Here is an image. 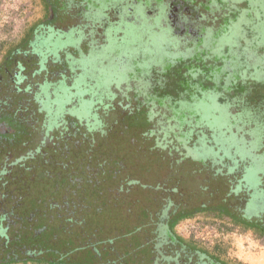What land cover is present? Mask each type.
Here are the masks:
<instances>
[{"label":"rangeland","instance_id":"1","mask_svg":"<svg viewBox=\"0 0 264 264\" xmlns=\"http://www.w3.org/2000/svg\"><path fill=\"white\" fill-rule=\"evenodd\" d=\"M66 1L0 0V46L5 41L13 45L17 42L26 43L34 29L50 25L56 16L62 28L70 26L71 21L76 24L80 21L83 31L68 27L67 32L58 36L52 32L40 45L43 52L47 51L46 53L60 61L61 67H53L50 71L54 74L62 72V64L67 63L68 59L80 56L83 52L85 54L91 46L89 43L86 45L87 41L97 31L98 44H103L99 52L90 54L87 58L83 57L79 62L82 73L78 80L73 85L62 82L56 90L60 93L53 94L55 101L47 91L43 97V108L51 113L49 121L53 122L52 124L59 121L66 124L71 117L80 120V123L85 122L89 132H97L100 127L98 123L94 124L95 115L90 112L94 100H88L85 89L96 90L97 93L101 91L106 98L104 103L110 101L109 103L116 107V111L105 118V122L111 124L109 133H113V136L111 141H106V144L109 142L110 145L104 146L102 143L105 140L99 143L100 146L96 145L97 142L90 145L81 136L61 143L60 149L70 152V156L62 158L63 156L54 155L53 158L64 163L65 169L48 170L49 174L42 176L46 180H42V177L35 179L36 174L30 177L22 176L23 184L29 186L36 194L38 191H52L57 186L56 188L59 187L66 195L65 189L69 188L68 179L79 178L81 172L83 176L84 170L77 167V163L81 162L97 169L94 171L97 173L96 181L101 189H97L99 191L96 193L86 186V192L80 194V199L92 202L103 198L113 199L115 194L112 189L118 186L124 176L138 177L143 185L153 184L155 180L160 183L161 189L157 192L149 189L146 194L141 195L142 198L145 196V199L160 197L165 189L175 185L182 198H186L184 201L188 208L180 211L174 218L177 222L173 231L177 236L183 241L191 239L209 250L219 248L220 259L227 263L264 264V235L233 224L226 215H220L224 213V205L219 204L225 192L235 185V179L243 176L245 172H250V188L255 190L260 187V176L264 175V56L261 55L262 51L264 52V26L258 24L260 18L264 20V9L255 10L251 7L264 4V0L239 1L236 9H229L225 19L229 22L238 18L239 26L228 34L229 39L233 41L225 38L221 43H228L227 45L232 47L241 42L249 47V56L240 58L243 64L241 71L244 72L239 76V70L236 73V70L230 72L221 68L226 57H211L205 47H194L192 52L186 51L175 38L179 30L183 35L182 32L187 29L188 24L181 23L187 17L185 19L176 13L177 17L174 19H167V15L163 19H156L160 11L151 8L158 5L159 0H128L134 7L138 6L137 10L117 9L116 0H95L91 7L79 5L80 0ZM234 1L238 2H227ZM189 2L191 3V0H174V8L182 12L183 6ZM76 6L78 8L73 9ZM94 9L96 11L93 13ZM64 13L65 23L60 18ZM195 14L193 12L191 15ZM122 22L131 26L124 38L123 28L127 26L120 24ZM92 29L95 30L94 33L89 34ZM108 29L111 31L107 34ZM85 33H88L86 38ZM113 34L114 38L110 40ZM22 38L24 40L20 41ZM0 48L1 65L5 64L6 57L14 48L7 45ZM171 50L176 53H171ZM254 57L256 59L252 61ZM234 65L239 66L236 62ZM245 65L252 71L248 77ZM66 70L68 71L67 68ZM76 72L77 68L70 71V74ZM228 72L231 75L224 79ZM213 87L215 89H212ZM124 89L131 91L130 97H135L133 103L125 104L122 98ZM72 90L75 92L72 93ZM76 101L77 107L74 106ZM101 106L98 107L101 109ZM155 107H159L160 114L164 115H156ZM122 108L123 113H120ZM126 112L127 122L124 120ZM9 117L0 114L2 142L15 139V121ZM153 117L159 120V125L155 124ZM114 121L116 124H113ZM148 129L156 133L157 141H154L153 137H143ZM7 149L9 158L13 159L19 147L15 149L13 142ZM105 155L109 160L123 162L121 175L117 173L116 177L112 178V164L104 161ZM251 167L255 169L251 170L252 172L249 171ZM154 175L158 177L151 178ZM248 179L243 180L248 182ZM71 184H74L73 181ZM240 184L238 183L234 187L236 191L231 193L236 194ZM14 185L0 181V191L14 188ZM246 188L247 186L242 190L244 197ZM133 190L135 192L130 199L132 203L139 197L136 194L137 189ZM240 195L241 193L237 196ZM243 196H240L241 199ZM237 200L239 201V198ZM254 200L245 215L252 218L264 216V202ZM109 207L112 208V205ZM155 207L157 206H150V213ZM96 208L93 203V212ZM128 211L134 216V205L129 206L126 202H121L117 204L116 212L106 211L108 214L99 218L105 219L103 222L106 223H109L110 216V219L117 220L116 227H106L108 234H111V229L122 232L119 220L126 219L128 216L121 217ZM128 219L130 222L134 221L131 215Z\"/></svg>","mask_w":264,"mask_h":264},{"label":"flooded vegetation","instance_id":"2","mask_svg":"<svg viewBox=\"0 0 264 264\" xmlns=\"http://www.w3.org/2000/svg\"><path fill=\"white\" fill-rule=\"evenodd\" d=\"M94 1L80 0L79 5L91 7V3ZM116 1H118L116 4L117 9H138V6L134 7L131 3H128V0ZM227 1L229 0H191V3L189 2L188 5L183 6L182 12H178L174 8V0H159L160 3L152 6L151 9H158L160 11V15L156 19H163L166 15L167 19H174L177 17L176 13L181 14L185 19L187 17L185 21H181L182 24H188L187 29L185 32H182L183 35L181 34V30H179V34L177 33V38H175L180 45L190 52H192L194 47H199L200 49L205 47L209 50L208 55L211 57L213 55L215 58L226 57V61L222 63L221 68L230 72L236 70V73L239 70V76L241 75L240 73L244 72L241 71L243 64L240 58L249 56L247 55L249 47L244 46L241 42H237L238 46L232 45L231 47L227 45L228 43L223 45L221 40L225 38L229 39L230 35L228 34L239 26L238 18H236V21L229 22H226L225 19L230 11L229 9H236L239 1L243 0L234 1L233 3ZM78 6L72 8L76 9ZM251 7L255 10L264 9V4L253 5ZM95 11L94 9L93 13ZM193 12L196 13L195 16L191 15ZM201 12L202 14H200ZM70 13L73 12L70 11ZM60 18L65 23L66 14H62ZM120 19L122 20V17ZM79 22L76 24L71 21L70 26L62 28L56 16L55 21L50 25H43L34 29L28 40L25 41L26 43H15V48L13 47L15 50H12L8 57H6L5 64L0 65V114H6L15 121V139L6 142H2L1 140L3 139H0V181L1 183L15 184L14 188H10L9 190L3 189V192L0 191V229L4 231L3 235H0V264L8 257L18 261L24 260L26 252L31 253L35 260L44 257L42 259H47L50 264H229L220 259L215 249L209 250L191 239L183 241L174 233L172 226L175 221L174 218L177 217L180 211L188 209L185 206L186 198H182L178 187L175 185L169 189H165L160 197L155 196L156 198L145 199V196L142 198L141 195L146 194V191L149 189L157 192V190L161 189L159 187L160 183L155 180L153 184L143 185V183H140L138 177L124 176L118 183V186L112 189L115 194L113 199L103 198L102 200H93L92 202L88 199H80V194L83 191L86 192L84 189L86 186L91 187L92 191L95 190L96 193L99 191L97 189H101L96 181L97 173L94 170L97 169L88 163L80 162L77 163V167L84 170L83 176L81 172L78 175L80 176L79 178L68 179L70 183H67L69 188L68 190L65 189L66 195H64L63 190L59 189V187L56 188L57 186L52 191L45 193L38 191V194H36L31 190L29 195H24L26 197H24L23 204L33 199V202H31L34 205L29 208H25L23 204L20 207L15 205V191L22 193V191H19L21 187L31 189L29 186L23 184L22 176L30 177L32 174H36L35 179L38 177V179H41L42 176L49 174L48 170H52V168H57V170L65 169L64 163L53 158L55 157L54 155L63 156L62 158L70 156V152L60 149L62 148L60 146L61 143L67 142V140L73 137L81 136L90 145L97 142L96 145L100 146L99 143L105 140V143H102L104 146L106 141H111V136H113V133H109L111 124L106 123L105 118L108 114L115 112L116 107H113L109 103L110 101L104 103L103 100L106 98L103 97L101 91L97 93L96 90L85 89L88 100L91 98L94 100L91 103L90 112L93 116L95 115L94 124L98 123L100 127L97 132H93L92 130L89 132L85 127V122L80 123V120L76 118L72 119L71 117L66 124H63L61 121L52 124L53 122L49 121L51 113L43 108L45 103L43 97L47 91L50 92L53 101H55L53 94L60 93L56 90L63 84L62 82L65 81L73 85L78 80V77L82 73L79 68V62L83 60V57L87 58L90 54H96V52H99V48L101 49V45H103L98 44L97 31L95 33L94 29L89 32L84 31L89 34L94 33L86 43V45L88 43L91 44L90 48L88 47L89 50L87 49L85 54L83 52L82 55L72 57L67 60V63H63L62 72L59 71L51 74L50 71L53 67L57 68L61 67V65L60 61H57V59L46 53L47 51L43 52L40 49V45L44 41L43 39L52 34V32L56 33L57 36L62 32H67L68 27L75 28L77 31H83V25ZM120 24H126L127 26L123 28L122 35L124 38L125 33L130 30L131 26L129 23L124 22ZM258 24H263L264 26V20L260 18ZM110 31L108 29L106 33L108 34ZM215 33H219L218 36H213ZM87 34L85 33V38L88 37ZM113 38L114 34L113 36L111 35L110 40H113ZM22 40L24 38L20 41ZM229 41L233 40L229 39ZM7 46L9 47V45ZM170 52L176 53L173 50ZM240 52L242 55H239ZM261 55L264 56L263 51ZM255 59V57L252 58V61ZM235 62L239 66L234 65ZM248 65H245L248 71L247 77L252 74V71L247 67ZM75 68H77L78 72L70 74V71L75 70ZM65 70L68 72L67 74ZM230 75L229 72L226 73L224 79ZM71 86H69V89H71ZM212 89L215 88L213 87ZM74 92L75 90H72V93ZM124 92L122 98L126 102L125 104L133 103L132 100H135V97H130L131 91H125L124 89ZM177 102L180 103V100ZM77 104L78 101H76L74 106L77 107ZM97 105H102L101 109ZM154 109L156 115H159L161 112L160 108L155 107ZM128 110L127 105V112ZM119 112L123 113V108ZM127 112L124 113L125 121ZM160 115H164V113ZM153 119L155 120V124H160L156 117H153ZM113 124H116V121ZM127 126L129 127L128 124ZM143 137H153L154 141L158 140L156 133L151 129H148ZM13 142H15V149L17 147L19 149L16 151L17 153L15 152V156L11 155L14 156L12 157L13 159H10L7 148ZM107 143L106 145H110L109 142ZM105 159L104 161L107 164H112V166L110 165L112 167L110 171L111 175H113L112 178H115L117 173L121 175L123 162L120 160H109L106 155ZM252 168L249 171L255 170ZM99 173L101 174V170ZM249 174L250 172H245L243 176L236 178V183H241L239 191L236 194H232L228 189L219 204L230 208V214L235 215L240 220L253 221L258 226L264 227V216L252 218L245 215L254 199L264 202V175L260 176V187L255 190L250 188L248 177L251 174ZM156 177L158 175L151 176L154 179ZM244 178L248 179V182L247 180L244 181ZM10 179L12 182H10ZM80 179L82 181H79ZM42 180L46 179L43 178ZM72 181L75 185L71 184ZM236 183L235 185H237ZM235 185H232V187ZM245 186H247V193L244 197L242 190ZM232 187L230 188L232 189ZM134 188L137 189L136 194L139 197L135 198L132 203L130 199L134 195ZM239 193H241L240 196H243V199L237 196ZM126 196L127 198H125ZM238 198L239 201L237 200ZM121 202H126L129 206L134 205V216L128 211V213L123 214L121 217H129L131 215L134 221L130 222L128 217L120 219L119 226L122 228V232H115L111 229V234H108L106 227L112 225L116 227L117 220H114V218L110 219V216L108 217L109 223H106L103 222L105 219L99 218L103 214H108L107 212L110 213V210L116 212V206ZM93 203L97 207L94 212L92 210ZM109 205H112V208ZM152 205L157 207L150 213L149 208ZM126 221L128 222L126 223ZM48 227H50V231L56 227L60 228V230L56 233H50L46 237L40 234L41 232L46 233Z\"/></svg>","mask_w":264,"mask_h":264},{"label":"trees","instance_id":"3","mask_svg":"<svg viewBox=\"0 0 264 264\" xmlns=\"http://www.w3.org/2000/svg\"><path fill=\"white\" fill-rule=\"evenodd\" d=\"M4 46L5 45H9V47H14L15 45H13V44H11L9 41H5V42H3L2 43ZM3 45H1V46H3ZM0 46V47H1ZM15 48V47H14ZM0 50H1V48H0ZM12 50H15V49H12ZM12 52V51H11ZM10 52V53H11ZM247 169V168H246ZM264 173V172H263ZM236 186V185H235ZM235 186H233L232 187V189L231 188H229V192L231 193V192H234V191H236V189L234 188ZM19 191H22V193H17L16 191H15V205H18L19 207L23 204V202H24V197H26L27 195H29V193H30V191H31V189H29V188H26V187H21V189L19 190ZM232 194H234V193H232ZM24 195H26V196H24ZM31 201L33 202V199H31ZM30 200L29 201H27V202H25L24 204H23V206L25 205V208L27 207V208H29V207H31L32 205H34L32 202H31ZM27 205V206H26ZM223 208H224V213L223 214H220V215H226L230 220H231V222L233 223V224H236V225H238V226H240V227H242L243 229H246V230H255L259 235H264V227H260V226H258L257 224H255V223H253V221H248V220H246V219H244V220H240L239 218H237L235 215L233 216V215H231L230 214V208H228V207H225V206H223ZM37 213H39V212H37ZM231 213H233V212H231ZM177 221H174V223H173V227H174V225H175V223H176ZM258 228V229H257ZM50 229V227H48V229L46 230V233H40V234H43V236H48V234H50V233H56L57 231L59 232V230H60V228H58V227H56V228H54L52 231H50L49 230ZM51 229H52V227H51ZM54 231V232H53ZM3 233H4V231L3 230H1L0 229V235H3ZM58 234V233H57ZM39 235V234H38ZM38 235H36V236H38ZM4 241V240H3ZM218 249L219 248H217V247H215V251L217 252V254H219V252H218ZM54 253V252H53ZM30 254V255H29ZM51 255V254H50ZM42 258H44V257H42ZM42 258H40L39 260H35L33 257H32V254L31 253H28V252H26V258L24 259V260H15V259H12V258H7V259H5V260H3L2 261V264H50V262L49 261H47V259H42ZM59 261V260H58ZM60 263V262H59ZM229 264H240V263H229Z\"/></svg>","mask_w":264,"mask_h":264}]
</instances>
